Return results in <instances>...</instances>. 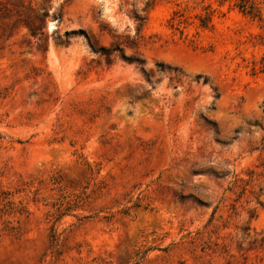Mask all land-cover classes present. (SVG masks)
Listing matches in <instances>:
<instances>
[{"label":"rangeland","instance_id":"obj_1","mask_svg":"<svg viewBox=\"0 0 264 264\" xmlns=\"http://www.w3.org/2000/svg\"><path fill=\"white\" fill-rule=\"evenodd\" d=\"M26 1L48 18L0 24V192L29 214L0 264H264V0Z\"/></svg>","mask_w":264,"mask_h":264},{"label":"trees","instance_id":"obj_2","mask_svg":"<svg viewBox=\"0 0 264 264\" xmlns=\"http://www.w3.org/2000/svg\"><path fill=\"white\" fill-rule=\"evenodd\" d=\"M240 1L241 9L248 14H253L251 13L252 11H250L254 10V4L252 0ZM47 18V12L41 14L39 9L32 6L26 0H0V24L4 28L10 27L12 29V34L9 36V39L13 38L15 34L19 33L23 29H27L31 37L34 39H36L38 35L42 36L41 32ZM1 29L3 28H0V30ZM158 68L161 72H164V67L162 65H158ZM261 72L264 73V57L262 58ZM255 175V171L248 172L250 180L245 187L240 184L243 183V180L236 178L232 184V189L235 187L241 188L242 194H245L247 191L246 187L249 186L250 183L254 182ZM260 191H263V189ZM251 194L254 195L256 204L259 205V207H262L263 202L260 200V194H255L253 191ZM12 198V192H0V236L4 232H10L14 235H18V228L13 225V222L9 218H15L17 216L29 214L26 205H24L22 202L15 203ZM256 216L257 215L255 211H250V220L255 219ZM245 230L247 231L249 228H246ZM50 237L54 244L57 243V233H52ZM56 253H59V251H56Z\"/></svg>","mask_w":264,"mask_h":264},{"label":"bare ground","instance_id":"obj_3","mask_svg":"<svg viewBox=\"0 0 264 264\" xmlns=\"http://www.w3.org/2000/svg\"><path fill=\"white\" fill-rule=\"evenodd\" d=\"M51 29H52V25H51Z\"/></svg>","mask_w":264,"mask_h":264}]
</instances>
